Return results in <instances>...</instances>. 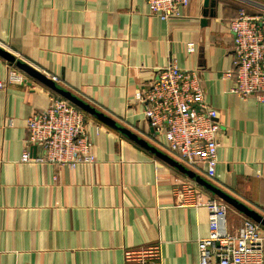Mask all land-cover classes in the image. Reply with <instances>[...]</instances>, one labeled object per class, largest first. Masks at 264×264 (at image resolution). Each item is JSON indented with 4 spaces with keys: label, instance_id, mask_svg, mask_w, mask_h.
<instances>
[{
    "label": "crops",
    "instance_id": "1",
    "mask_svg": "<svg viewBox=\"0 0 264 264\" xmlns=\"http://www.w3.org/2000/svg\"><path fill=\"white\" fill-rule=\"evenodd\" d=\"M256 3L264 0H215L207 8L189 0L179 16L161 20L144 0H0V47L165 153L163 134L135 95L170 61L198 71L217 111L220 146L216 177L194 172L258 212L263 105L233 93L234 80L223 76L234 57L228 23L240 7L261 10ZM10 64L0 56V80ZM15 67L26 81L0 88V264H126L125 249L150 243L162 246L163 264H198L208 211L178 204V181L195 182L95 117L87 116L94 163L22 162L25 119L46 108L53 91ZM195 185L202 198L215 197ZM243 218L226 204L229 232Z\"/></svg>",
    "mask_w": 264,
    "mask_h": 264
},
{
    "label": "built area",
    "instance_id": "2",
    "mask_svg": "<svg viewBox=\"0 0 264 264\" xmlns=\"http://www.w3.org/2000/svg\"><path fill=\"white\" fill-rule=\"evenodd\" d=\"M148 14L161 20L179 16L189 0H144ZM255 13L238 9L229 21L232 35V67L224 77L232 78L231 91L241 98L254 96L264 109V4ZM196 70H186L175 61L157 69L151 86L137 92L143 114L150 126L164 136V148L174 159L193 171H203L208 179L216 177L220 130L217 111L206 101ZM57 81L56 77H50ZM24 75L14 64L8 65V84H23ZM84 111L55 92L48 105L25 119V149L22 162L50 163L74 167L96 161L87 130ZM100 128L96 124L95 130ZM39 153L31 155L32 147ZM181 206H205L208 232L197 241L198 264H264V234L260 223L245 217L235 232L226 224V204L216 197H204L193 182L178 181ZM264 218V207L258 211ZM160 243H150L123 251L126 264H163Z\"/></svg>",
    "mask_w": 264,
    "mask_h": 264
},
{
    "label": "water",
    "instance_id": "3",
    "mask_svg": "<svg viewBox=\"0 0 264 264\" xmlns=\"http://www.w3.org/2000/svg\"><path fill=\"white\" fill-rule=\"evenodd\" d=\"M214 2L215 0H203V6L207 8L209 5L212 6ZM0 56L8 60L9 62L15 64L22 72H24L29 77L41 81L43 84L48 86L53 92L57 93L61 97L71 102L73 105H75L76 107L84 111L86 114H88V116L91 115L95 117L98 121L120 132L121 134L127 136L129 139L135 141L145 149H148L158 158L165 161L167 164L171 165L172 167L176 168L178 171L186 175L195 183H198V185L209 191L215 197H217L218 199H220L221 201H223L228 205L230 204V206L234 207L237 211L241 212L245 217H249L252 220L260 223L261 226H264V218L261 217V215L258 212L249 208L246 204L241 203L236 198L228 194L226 191L214 185L212 182L199 176L193 170L184 166L169 154L163 152V150H160L156 146L150 144L145 138L140 137L136 133L127 129L126 127H123L122 125L117 123L113 118H111V116L105 114L102 111L97 110L94 106L84 101V99H81L80 97L72 93L70 90L60 87L59 85L56 84L57 82L53 81L51 78L47 77L43 73H40L37 69L32 67V65H29L26 62L17 59L12 53H10L9 51H7L5 48L2 47H0ZM35 148H36L35 146L32 147V149Z\"/></svg>",
    "mask_w": 264,
    "mask_h": 264
},
{
    "label": "trees",
    "instance_id": "4",
    "mask_svg": "<svg viewBox=\"0 0 264 264\" xmlns=\"http://www.w3.org/2000/svg\"><path fill=\"white\" fill-rule=\"evenodd\" d=\"M238 12V11H237ZM237 12H236V14L232 17V19L237 15ZM231 20V19H230ZM87 115V114H86Z\"/></svg>",
    "mask_w": 264,
    "mask_h": 264
}]
</instances>
